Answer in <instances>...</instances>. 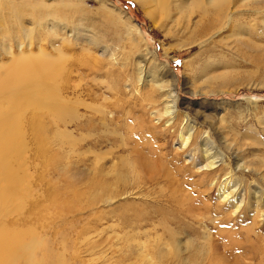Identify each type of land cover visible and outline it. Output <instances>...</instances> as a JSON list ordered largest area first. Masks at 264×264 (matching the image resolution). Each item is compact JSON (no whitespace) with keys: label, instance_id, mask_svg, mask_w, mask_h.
<instances>
[{"label":"rangeland","instance_id":"rangeland-1","mask_svg":"<svg viewBox=\"0 0 264 264\" xmlns=\"http://www.w3.org/2000/svg\"><path fill=\"white\" fill-rule=\"evenodd\" d=\"M238 6L203 34L140 0H0V264H264V0Z\"/></svg>","mask_w":264,"mask_h":264},{"label":"bare ground","instance_id":"bare-ground-1","mask_svg":"<svg viewBox=\"0 0 264 264\" xmlns=\"http://www.w3.org/2000/svg\"><path fill=\"white\" fill-rule=\"evenodd\" d=\"M141 2H146L148 4V10L151 14L153 15H157L156 13H159L163 16L164 20L165 21H169L171 20L172 22L174 23H179L180 25V22L182 20V18H179L177 20V18L175 20H173V12H172V9L175 8L180 14L182 13H186L188 12L189 14L193 15L195 14L196 12H199L200 14H202L205 18V21H206V26L203 30V34L205 33H209L210 32H214L215 30H219V29H223L225 26H229V24L233 23L235 21V15L239 14V11H238V4H244L246 2H251L253 4L255 3H258L262 0H187V2L181 4L179 1L180 0H140ZM175 6V7H174ZM231 6V7H230ZM264 7L260 8L258 6H256L254 9H257L256 11V14L259 15V14H263L264 13ZM178 15V14H175V16ZM191 17H188V19H190ZM227 28V27H226ZM196 29V28H195ZM221 31V30H219ZM215 33V32H214ZM142 64L143 62H140L139 63V70H140V73L139 75L141 74V72H143L142 70ZM141 68V69H140ZM141 80V79H140ZM140 80H138V82H140ZM156 88H160L161 90V87L163 85H155ZM167 88V94H166V103H167V107L165 109V114L169 117H172L171 120H173V116H175V114L177 113V110L176 109V84H171L170 86H165ZM164 87V88H165ZM163 88V89H164ZM159 90V91H160ZM63 93V91H61ZM166 92V91H165ZM61 96L63 94H60ZM61 96H57V97H54L53 98V109L54 110H62V108H66L67 109V106L65 104V102L67 101L65 98L61 97ZM170 121V120H169ZM168 121V122H169ZM187 130V129H186ZM186 132V131H185ZM192 137V134H191V129L189 127L188 129V133L186 134V136H182L181 135V139H182V142H183V145L184 146H187L188 143H189V140L191 139ZM207 142V141H206ZM204 147V146H203ZM205 157H206V165L203 166L202 169L203 171H206L208 173V171L210 172H213L215 169H217L219 167V164L221 162H224V159L223 158H220L222 156L219 157V155H214L212 154V152L208 151V148H209V142H207V144H205ZM7 149H4V150H1L0 149V153H5L4 151H6ZM213 150V149H211ZM204 157V158H205ZM239 168V166H238ZM245 169V168H244ZM227 175H230L227 180H224V185L221 186L222 188L220 189V194H219V198H220V204H222L221 206L224 207L226 209V212L227 210H232L230 213H225L227 215H236L237 213H240V212H243L247 207L246 205L242 208V203H243V200L242 201H238V198L236 196V191H237V188L233 187L234 189L232 190L230 188V191L231 192H228L227 190H225L226 186L229 187L230 185H232V172L230 173H227L225 176L227 177ZM215 178H213L212 182L210 183V186H212V183L215 182ZM229 181V182H228ZM239 190V189H238ZM257 191V190H256ZM254 192V194L257 195V192ZM259 194V192H258ZM239 195V193H238ZM255 195V196H256ZM260 197V196H259ZM243 198V197H242ZM256 198V197H255ZM262 198V197H261ZM257 200V199H256ZM255 200V201H256ZM259 201V200H257ZM261 202V201H260ZM263 202V201H262ZM247 203V202H246ZM219 204V205H220ZM249 204V203H247ZM212 205V204H210ZM216 206V207H219ZM258 205H260V203H258ZM261 205H264L261 204ZM220 206V207H221ZM257 206V205H256ZM212 207V206H210ZM219 207V208H220ZM250 207V206H249ZM214 208V207H213ZM218 208V209H219ZM222 208V209H224ZM245 208V209H244ZM256 208V207H255ZM259 208L261 207H257L256 212L254 211V213H257L258 212L260 213L259 211ZM211 211L213 210L212 208H210ZM215 209V208H214ZM217 209V208H216ZM217 209V210H218ZM221 209V210H222ZM188 210V209H187ZM220 210V209H219ZM220 210V211H221ZM243 210V211H242ZM258 210V211H257ZM263 210V209H262ZM190 211V210H189ZM216 211V210H215ZM214 211V212H215ZM223 211V210H222ZM217 212V211H216ZM247 213V212H246ZM192 214V213H191ZM248 214V213H247ZM253 214V213H252ZM212 216V215H211ZM225 216V215H224ZM253 216H255V214H253ZM264 216V210L261 212V215L260 217H263ZM223 217V216H222ZM221 217V218H222ZM236 217V216H235ZM229 219V217H227ZM245 218V217H244ZM192 219V218H191ZM232 218H230L229 220H231ZM242 219V218H241ZM248 219V218H247ZM252 219V218H251ZM209 220V219H208ZM212 220V219H211ZM223 220V219H222ZM226 220V219H225ZM237 220V219H236ZM240 220V219H239ZM214 221V220H213ZM219 221V220H218ZM217 222V221H216ZM240 222V221H239ZM204 223V222H203ZM213 222H211L212 224ZM209 224V223H207ZM221 224V223H220ZM219 224V225H220ZM224 224V223H222ZM238 224V222H237ZM241 224V223H240ZM204 226V225H203ZM216 226V225H215ZM248 226V225H247ZM236 228V227H234ZM214 229V228H213ZM217 231V230H216ZM221 231V230H220ZM224 231V230H223ZM232 231V230H231ZM169 232V231H168ZM226 232V231H225ZM223 233V232H222ZM228 233V232H226ZM246 233V231H245ZM232 235V233L230 234ZM248 235V234H247ZM209 236V235H208ZM207 235H204L203 236V240H204V244H208L209 246L211 245V240H209L210 236L208 237ZM246 236V235H245ZM253 236V235H252ZM177 240V239H176ZM18 241V238L17 237H11V238H8L7 240L5 239H0V250H4V251H10L11 248H13L14 246H16V243ZM217 243V242H215ZM229 243V242H228ZM200 244V243H199ZM203 244V243H202ZM173 245V249H170ZM207 245V246H208ZM227 245V244H226ZM228 245H233L232 244H228ZM227 245V246H228ZM256 245V244H255ZM194 247V243L192 242L191 239H189L186 243L184 244H180V242H177L176 243H172L171 246H167L168 249H170L171 251H173L175 257H178L177 259L180 258V260L183 262V263H186L187 259H182V255L183 253H186V252H189L192 250V248ZM198 248H200L199 246H196ZM211 247V246H210ZM214 250H215V254H219V246H214ZM235 247V246H234ZM232 246V248H234ZM184 248V251H182ZM197 248V249H198ZM213 248V247H212ZM211 248V249H212ZM226 248V247H225ZM204 250H206L207 248L206 247H203ZM200 250V249H199ZM198 250V251H199ZM210 250V249H209ZM208 250V251H209ZM213 250V251H214ZM226 251V250H225ZM183 252V253H182ZM207 252V250H206ZM223 252V251H222ZM227 252V251H226ZM182 253V254H181ZM201 253V252H200ZM208 253V252H207ZM213 253V252H212ZM190 254V253H189ZM214 254V253H213ZM244 254V253H242ZM172 255V254H171ZM211 255V254H210ZM193 256V255H191ZM174 257V258H175ZM207 257V256H206ZM209 257V255H208ZM214 261V260H213ZM215 262V261H214Z\"/></svg>","mask_w":264,"mask_h":264}]
</instances>
